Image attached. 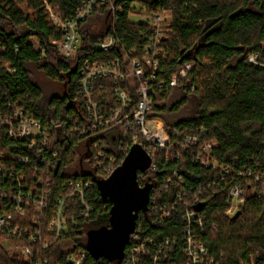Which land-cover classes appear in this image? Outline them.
I'll return each mask as SVG.
<instances>
[{"label": "trees", "instance_id": "1", "mask_svg": "<svg viewBox=\"0 0 264 264\" xmlns=\"http://www.w3.org/2000/svg\"><path fill=\"white\" fill-rule=\"evenodd\" d=\"M113 1L128 4L122 13L118 12L117 21L112 22L109 5L112 1L93 10L79 23L81 48L74 58H67L58 50L57 43L64 32L54 23L51 11L65 21L75 15L83 0H0V150L3 154L0 161H7L14 154L30 156L33 161L29 165L16 164L29 180L36 168L42 176H53L57 184L65 178L97 177L86 191L91 207L88 217L81 215L78 197L69 199L67 233L57 241L52 240L48 248L36 245L37 256L48 260V264H61L70 252L62 246L64 241L71 242L74 248L86 249L88 230L110 223L111 205L102 198L96 185L97 179L104 176L97 169L92 153L104 150L119 165L133 144V135L122 139L117 126L90 131L85 137L74 133L75 125L83 127L88 118L84 97L79 92V70L86 60L108 61L122 56L121 49L140 48L141 38L149 28L143 21L130 20V5L138 1L148 12L161 8L170 10L172 16L162 42L167 56L157 72L165 84L153 94L154 108L148 118L161 121L168 130L178 127L181 133L185 129L197 133L202 141L216 140L212 156L232 170L219 186L210 187L208 183H215V175L211 168L194 162L193 149L174 159L159 151L154 157L157 168L139 172L140 184L153 183L152 193L162 204L172 203L182 188L186 189L188 199L193 190L206 183L199 207L205 214L204 233L199 234L211 255L218 264H264V193L250 195L236 219L226 215L230 187L238 182L254 187L253 174H264V66L247 62L248 56L255 53L264 64V0ZM109 33L117 36L120 46L114 51H99L95 42ZM190 62L195 67L172 86L171 77ZM31 65L48 79L60 83L63 93L46 100L42 87L34 80ZM104 81L106 90L99 92V97L115 104L113 89L117 84L110 79ZM132 81L135 79L130 78L122 85L131 94V109L139 98ZM14 108L41 118L46 124L64 123L65 127L51 134L50 149L38 155L8 137L1 117ZM98 140L101 143L95 147ZM45 159L51 162L49 172L45 169ZM175 172L182 176V181L177 180ZM168 177L171 180L164 183ZM159 187L161 191H157ZM51 209L46 211L41 224L33 226L46 227ZM8 210L7 205H0V214ZM30 215L17 216V223L27 225ZM185 225L182 213H174L162 221L150 207L140 212L136 231L142 239H152L157 245L169 240V260L171 257L178 260L182 258ZM156 250L153 246L149 249L151 254ZM121 261L95 259L90 255L85 264H121ZM0 264L35 262L16 256L7 248L6 238L0 236Z\"/></svg>", "mask_w": 264, "mask_h": 264}, {"label": "built area", "instance_id": "2", "mask_svg": "<svg viewBox=\"0 0 264 264\" xmlns=\"http://www.w3.org/2000/svg\"><path fill=\"white\" fill-rule=\"evenodd\" d=\"M109 1L112 2L109 3ZM107 3L110 5L112 22L115 23L118 19V12L124 11L125 6L128 5L127 2L116 4L113 0H83L75 15L65 21L54 14L51 11V6L46 2V7L51 11L54 23L64 32L62 40L57 43L58 50L63 56L74 58L77 55L82 46L79 32L80 21L85 20L93 10L100 9ZM130 8V16L138 13L133 4L130 5ZM145 15L146 19L143 20V23L148 26L149 32L142 36L139 49H121L122 56L120 57L116 56L108 61L86 60L82 63L78 84L80 95L84 97L83 102L88 118L83 127L75 125L74 133L85 137L90 131L112 126L119 127L118 134L122 139L133 135L132 143L142 144L151 156L152 163L147 171L157 168L154 157L159 151L166 152L168 159H174L191 148L195 154L194 162L211 168L215 175V183H208V185L217 187L227 178V174L232 172L230 166L219 163L212 156L217 141H202L199 134L187 132V129L183 133L178 127L168 130L165 129L161 121L148 118V114L154 108L153 94L158 87H163L165 84L163 80L159 79L157 72L161 61L167 56L162 42L168 33L172 16L170 10L161 8ZM94 46L99 51L109 52L117 49L120 44L117 36L114 33H109L96 41ZM37 47L39 46L37 45ZM247 62L264 66L258 60V54L255 53L248 56ZM194 67L195 63H186L171 77L170 84L177 85L179 79L186 77L188 71ZM130 78L135 79L131 84L139 97L133 109L130 108L131 94L127 88L122 87ZM107 79H110L113 84H117L113 89V94L117 99L115 104H110L103 97H99V92L106 90L103 82L106 83L104 80ZM1 124L10 139L19 142L24 148L38 155L50 149L51 134L56 129L65 127L62 121H50L46 124L41 118L28 115L20 108H14L12 112L3 114ZM100 143L101 140H98L94 146L98 147ZM2 156L0 150V157ZM52 156H57V152H52ZM92 159L97 162V169L101 171L103 179L108 178L120 165H115L114 157L107 156L101 149L92 153ZM32 161L30 156L19 154H14L7 161H0V205H7L9 208L8 211L0 214V236L6 238L7 248L10 251L9 246L12 245L16 256L34 261L35 264H48V260L37 256L34 247L39 245L41 248H48L52 244V240L57 241L67 233L68 216L66 211L69 199L78 197L81 203V215L88 217L91 207L86 199V191L93 186L96 176H93L92 179L89 177L65 178L57 184L53 176L49 174L42 176V172L36 168L31 174L32 180H29L27 173L17 168L16 164L27 166ZM45 161V169L49 172L51 162L49 159H45ZM174 174L178 181H182L183 178L178 172ZM252 179L255 183L254 187L252 184L247 185L243 182H238L230 187L226 200V215L234 216L250 195L264 193V174H253ZM170 180V177L165 178L164 183ZM205 185L207 184H200L188 199L186 189L182 188L177 192L176 199L172 203L163 202L162 204L158 203L156 195L152 193L154 186L151 190L149 208L152 207V211L156 213L157 217L163 221L170 219L174 213L180 212L186 222L180 249L181 259L173 260L174 258L171 257L169 260L167 251V247L170 245L169 240L164 244L157 245L152 239H142L135 231L130 236L121 264H218L199 234V232L204 233L205 214L199 207L200 201H202L201 193ZM161 188L159 187L157 191H161ZM50 208L52 209L47 226H33L44 221L43 217ZM30 213L31 217L28 219L27 225L17 223V216L26 217ZM71 245L70 248H67L70 252L61 264H85L90 256L88 250L74 248L72 243ZM152 246L157 249L155 254H151L149 251Z\"/></svg>", "mask_w": 264, "mask_h": 264}, {"label": "water", "instance_id": "3", "mask_svg": "<svg viewBox=\"0 0 264 264\" xmlns=\"http://www.w3.org/2000/svg\"><path fill=\"white\" fill-rule=\"evenodd\" d=\"M151 156L140 143L131 146L122 163L96 185L103 199L110 203V223L87 232L86 249L95 259L122 260L130 236L136 231L141 211L149 208L153 183L140 184L139 172L148 170ZM241 214L239 210L233 218Z\"/></svg>", "mask_w": 264, "mask_h": 264}, {"label": "rangeland", "instance_id": "4", "mask_svg": "<svg viewBox=\"0 0 264 264\" xmlns=\"http://www.w3.org/2000/svg\"><path fill=\"white\" fill-rule=\"evenodd\" d=\"M134 7L138 10L136 14H132L130 16V20L133 22H141L146 19V15L148 13L147 9L143 6L142 3L138 1L133 2ZM36 46L38 45V41H35ZM31 70L32 74L34 77V80L42 87L44 97L46 100L50 99L54 95H60L63 93V87L60 83L53 82L52 80L48 79L45 74L40 71L35 65H31ZM12 246V245H11ZM9 246L11 249V252L13 253L14 251L12 250V247ZM62 246L65 248H70L72 245L69 241H64L62 243Z\"/></svg>", "mask_w": 264, "mask_h": 264}]
</instances>
